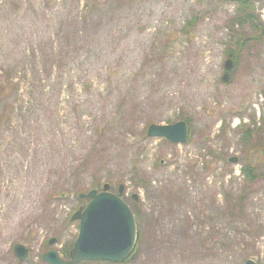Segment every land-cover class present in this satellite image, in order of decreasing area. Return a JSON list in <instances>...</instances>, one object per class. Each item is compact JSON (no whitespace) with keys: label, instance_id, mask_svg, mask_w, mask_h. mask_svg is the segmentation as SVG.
Instances as JSON below:
<instances>
[{"label":"rangeland","instance_id":"374dc122","mask_svg":"<svg viewBox=\"0 0 264 264\" xmlns=\"http://www.w3.org/2000/svg\"><path fill=\"white\" fill-rule=\"evenodd\" d=\"M70 4L85 1L0 0V264H18L17 244L22 264L68 260L80 193L107 183L144 235L122 264H264V0H104L90 28L114 27L85 90ZM183 118L184 144L147 134Z\"/></svg>","mask_w":264,"mask_h":264},{"label":"water","instance_id":"95a60500","mask_svg":"<svg viewBox=\"0 0 264 264\" xmlns=\"http://www.w3.org/2000/svg\"><path fill=\"white\" fill-rule=\"evenodd\" d=\"M225 68L222 80L228 82L230 71L234 68L232 55H229ZM148 135L163 137L174 143H185L188 139V124L185 121L169 125L152 124ZM237 161V158L232 159V162ZM124 187L121 185L117 194L111 191V185L107 183L102 189L81 193L80 198L89 199L90 203L85 209H78L71 219L80 221V232L70 252V259H62L55 250L47 252L44 259L50 264H78L84 261L121 263L127 259L136 246L137 222L134 212L122 197ZM55 241L54 238L50 243ZM15 254L19 264H22L30 252L25 245L18 244ZM246 264L257 263L248 260Z\"/></svg>","mask_w":264,"mask_h":264},{"label":"trees","instance_id":"16d2710c","mask_svg":"<svg viewBox=\"0 0 264 264\" xmlns=\"http://www.w3.org/2000/svg\"><path fill=\"white\" fill-rule=\"evenodd\" d=\"M54 4L57 3L58 0H51ZM84 5H79L74 7V5L70 4L64 8V16L66 18L65 25L63 24L64 28L70 30L69 32H74V43H76V40L78 39V42L80 41V49L84 50L83 55V63H82V69L80 74L78 75L79 80L81 83L85 82L86 85H82V90L85 89H93V86L97 84L98 82L101 83L102 77L101 71L97 72V75H93V83L88 84L90 80H92V77L90 75L91 72V66H93V62L91 61L94 57L97 60V53L99 54L102 50H99V47H104L106 40L108 39L111 33H109L114 26L106 27L100 32L98 31L96 27L95 29H91L92 22L95 21L94 18L98 13H101L99 11H96L98 8H101V5L104 0H84ZM108 2V1H107ZM106 2V4H107ZM102 9V8H101ZM105 8L103 9V11ZM128 15V9H126V17ZM83 22L82 28H72L74 24H81ZM60 25L62 26V21H59ZM118 30V29H117ZM119 31V30H118ZM102 34H106L105 39H103ZM64 37H68V35H64ZM68 46V45H67ZM59 47V46H58ZM61 47V46H60ZM91 50H95V54L91 55ZM237 58V56H235ZM118 69L117 66L109 67L108 71L106 72L105 80L107 81V78L110 76V73L113 75L115 80H119L123 77V71L122 70H116ZM88 101L92 103H97L94 96L91 95ZM84 106L77 105V113L80 114V108H83ZM91 109V108H90ZM80 116V115H79ZM6 118V116L3 117V120ZM183 120H187L184 119ZM102 125L98 127V130L103 132V129L101 130ZM250 169H247L245 167V176L250 178L251 181L255 180V177H253L250 172ZM238 205V202L237 204ZM240 207L242 204H239ZM137 218H139V215L136 213ZM140 241V240H139Z\"/></svg>","mask_w":264,"mask_h":264}]
</instances>
